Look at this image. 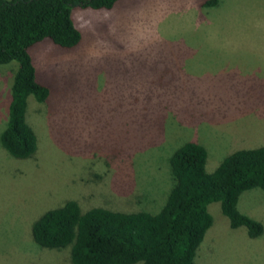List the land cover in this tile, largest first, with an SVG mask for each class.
Returning a JSON list of instances; mask_svg holds the SVG:
<instances>
[{"label":"rangeland","instance_id":"rangeland-1","mask_svg":"<svg viewBox=\"0 0 264 264\" xmlns=\"http://www.w3.org/2000/svg\"><path fill=\"white\" fill-rule=\"evenodd\" d=\"M202 1L76 7L88 13L80 43L33 45L49 96L42 105L28 102L35 158L15 159L0 145V264H70L67 249L40 248L28 232L37 215L64 200L156 212L173 182L168 157L185 141L204 146L206 171L235 149L264 142V0ZM14 68V61L0 64V131ZM236 207L262 233L249 238L244 227L229 228L210 202L212 222L194 264H264V191H242Z\"/></svg>","mask_w":264,"mask_h":264},{"label":"trees","instance_id":"trees-1","mask_svg":"<svg viewBox=\"0 0 264 264\" xmlns=\"http://www.w3.org/2000/svg\"><path fill=\"white\" fill-rule=\"evenodd\" d=\"M116 1L0 0V64L15 63L0 131V145L11 157L35 158L37 134L27 119L28 102L42 105L49 96L48 86L37 78L30 52L38 45H33L47 39L73 49L81 35L72 9H108ZM217 2L203 0L202 5ZM205 160L204 146L193 140L169 155L173 182L156 212L82 209L67 199L37 215L28 226L29 236L40 248L67 249L70 264H194L195 250L212 222L206 209L210 202L219 203L229 228L241 226L247 237L259 236L262 224L240 212L236 203L246 189L264 191V144L235 149L211 171Z\"/></svg>","mask_w":264,"mask_h":264},{"label":"crops","instance_id":"crops-1","mask_svg":"<svg viewBox=\"0 0 264 264\" xmlns=\"http://www.w3.org/2000/svg\"><path fill=\"white\" fill-rule=\"evenodd\" d=\"M220 1V0H219ZM73 9H72V11H71V19H72V21H73V24H74V21L75 22H77V26H75L77 29L80 27V24L79 23H82L83 22V20L86 18V17H88V13L87 12H85V11H81V10H75L73 13ZM96 13H95V15H98V16H102V11L100 10V11H95ZM77 15H80L82 18L79 20V19H77ZM74 19V20H73ZM83 19V20H82ZM80 32V31H79ZM245 53H250V50L249 51H245ZM257 137H259L258 135H257ZM260 139H264V136L263 137H259ZM261 144H264V142L263 143H261Z\"/></svg>","mask_w":264,"mask_h":264}]
</instances>
